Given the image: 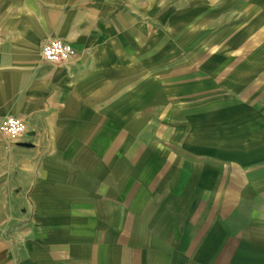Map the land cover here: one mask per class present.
<instances>
[{
	"label": "crops",
	"instance_id": "crops-1",
	"mask_svg": "<svg viewBox=\"0 0 264 264\" xmlns=\"http://www.w3.org/2000/svg\"><path fill=\"white\" fill-rule=\"evenodd\" d=\"M129 6L130 0H0V121L20 118L27 134L34 133L25 136L30 148L0 133V264H211L214 256L221 264H264V238L251 233H264V224L254 210L248 222L231 228L221 222L219 209L218 218L200 228V239L193 234L199 229L192 218L200 204L211 197L221 204V162L252 165L251 160L221 159L220 132L208 136V145L194 147L188 141L186 146L203 159H184L180 165L165 158L170 149L158 139L143 143L144 148L140 144L133 174L145 164L155 168L152 175L161 165L170 169L165 180H139L146 196L130 205L127 188L136 180L130 173V135L135 131L124 119L125 108L117 116L107 110L106 119L119 121L98 126L97 104L109 96L98 93L94 74V56L103 50L95 46L97 40L112 34L115 19L124 18ZM51 39L71 45L68 62L43 59L41 48ZM101 86L105 93L108 85ZM138 108L145 118V106ZM248 154L254 155L243 156ZM183 168L189 174L180 186L177 173ZM257 191L240 194L264 211ZM141 204L142 209L130 210ZM205 209L210 213L209 206ZM131 241L140 247L136 261Z\"/></svg>",
	"mask_w": 264,
	"mask_h": 264
},
{
	"label": "rangeland",
	"instance_id": "rangeland-1",
	"mask_svg": "<svg viewBox=\"0 0 264 264\" xmlns=\"http://www.w3.org/2000/svg\"><path fill=\"white\" fill-rule=\"evenodd\" d=\"M138 1L130 0L124 18L115 19L112 34L97 40L95 46L103 50L94 56L98 58L97 91L109 96V101L97 104L98 126L119 121L106 119L107 110L117 116L125 108L124 119L135 131L130 135L134 162L130 173L136 178L127 188L130 205L146 196L139 180L149 176L165 180L170 169L166 164L157 166L152 175L155 168L145 164L133 174L143 143L158 139L170 149L165 158L180 165L184 159H203L186 146L188 141L194 147L208 145V136L220 132L221 159L251 160L252 165L221 162V206L216 205L217 197L200 204L192 218L199 229L193 228V234L200 239V228L217 219L219 209L221 222L231 228L248 222L251 210L264 224V211L240 194L258 190L254 196L264 198V0ZM101 85H108L105 93ZM137 106H145V118ZM246 153L256 157H244ZM146 159L152 162L154 157ZM185 169L176 172L180 186L187 184ZM118 186L121 189L122 184ZM131 209H142V204ZM251 233L264 238L260 231ZM129 249L138 260L137 243L131 241ZM210 262L221 264V258L214 256Z\"/></svg>",
	"mask_w": 264,
	"mask_h": 264
},
{
	"label": "built area",
	"instance_id": "built-area-1",
	"mask_svg": "<svg viewBox=\"0 0 264 264\" xmlns=\"http://www.w3.org/2000/svg\"><path fill=\"white\" fill-rule=\"evenodd\" d=\"M41 54L44 60L51 64H63L68 62L73 54L74 50L71 45L64 40L61 39H51L43 44L41 48ZM15 121H19L24 126V130L22 132H18L15 136L12 135L10 129L14 126ZM0 133L8 139L12 143H20L25 142V136L28 132L26 128V124L22 119L7 116L1 119L0 121Z\"/></svg>",
	"mask_w": 264,
	"mask_h": 264
},
{
	"label": "clouds",
	"instance_id": "clouds-1",
	"mask_svg": "<svg viewBox=\"0 0 264 264\" xmlns=\"http://www.w3.org/2000/svg\"><path fill=\"white\" fill-rule=\"evenodd\" d=\"M14 126L10 129L13 136H15L18 132H22L24 130L23 124H21L19 121L13 122ZM3 130V129H0Z\"/></svg>",
	"mask_w": 264,
	"mask_h": 264
},
{
	"label": "water",
	"instance_id": "water-1",
	"mask_svg": "<svg viewBox=\"0 0 264 264\" xmlns=\"http://www.w3.org/2000/svg\"><path fill=\"white\" fill-rule=\"evenodd\" d=\"M32 135H34V133L33 132H30V133H28L26 135V137H30ZM18 145L21 146V147H25V148H30V147L33 146L30 142H20V143H18Z\"/></svg>",
	"mask_w": 264,
	"mask_h": 264
}]
</instances>
